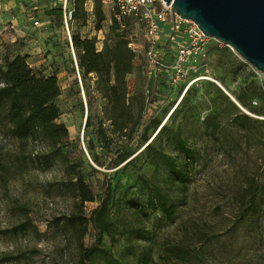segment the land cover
<instances>
[{"label":"rangeland","instance_id":"374dc122","mask_svg":"<svg viewBox=\"0 0 264 264\" xmlns=\"http://www.w3.org/2000/svg\"><path fill=\"white\" fill-rule=\"evenodd\" d=\"M7 2L10 9L5 7ZM32 2L17 7V0L2 1V20H13L15 14L20 23L32 11L45 30L36 47L30 41L7 44L0 35V66L20 54L35 72L56 69L57 123L65 126L68 136L54 151L49 142L30 143L22 150L9 136L0 135V264H76L79 240L64 227L65 220L73 214L89 219L107 194L114 200L122 198L110 212L112 234L98 240L89 225L81 243L85 247L98 243L120 263L264 264V73L231 47L210 38L208 67L201 73L208 70L225 91L205 81L181 98V92L165 84L156 93L161 99L148 107L140 68L143 33L126 21L118 32L131 38L139 52L135 71L126 78L127 97L134 112L141 110L143 121L132 136L119 139L101 113L103 100L94 91V76H78L74 69L64 39L61 0L46 9H36L38 4ZM102 11L101 30H96L92 1L76 11L72 23L73 34L95 39L98 51L111 34L113 18L103 4ZM168 50L174 51V46ZM150 83L154 89L160 87L157 81ZM161 125L164 129L157 133ZM176 135L193 152V160L187 161L178 151ZM157 153L186 166L187 181L172 182ZM9 157L13 162L22 160L21 167L14 164L7 172ZM70 165L94 198L82 208L69 185ZM143 180L162 190L174 209L171 219L158 208H149L147 218L125 208L126 202L143 207L149 202Z\"/></svg>","mask_w":264,"mask_h":264},{"label":"trees","instance_id":"16d2710c","mask_svg":"<svg viewBox=\"0 0 264 264\" xmlns=\"http://www.w3.org/2000/svg\"><path fill=\"white\" fill-rule=\"evenodd\" d=\"M74 13L82 10L87 1L94 4V17L96 30H101V23L105 21L101 0H73ZM119 26L112 18L110 28L111 37L108 35L100 51L96 48V40L82 38L78 34L72 35V44L77 53L80 72L84 76L93 75L94 91L103 100L101 113L106 121L110 122L112 132L119 139L129 138L135 131L140 120L141 110H132V104L127 97L126 78L135 71V53L128 47V40L123 33H119ZM0 135L9 136L18 148L25 150L30 143L49 142L52 149L57 151V145L68 136L64 125L57 123L59 109L55 100L60 94L56 76L44 75L35 72L28 64L27 57L16 54L7 58L0 66ZM89 121L87 120L86 124ZM155 128L159 123L154 122ZM5 129L3 131V129ZM164 129L162 127L159 132ZM178 151L187 161L194 159L193 152L186 147L183 140L175 136ZM149 145L146 146L149 149ZM157 160L168 170L171 181L185 183L189 177L188 168L177 165L172 158L162 153L156 154ZM4 166L8 172L10 168L21 167L22 160L16 158ZM72 172V173H71ZM69 185L82 208L86 202H93L91 191L84 183L82 176L76 172L73 165L68 166ZM74 181V182H73ZM150 194L146 206H139L135 202H126L125 208L137 217L147 218L149 208H158L167 219H171L174 209L168 206V200L158 187H153L143 180ZM122 199V198H121ZM121 199L114 200L106 195L100 199L99 206L95 208L90 218L81 214H73L65 220L64 227L72 235L78 236L76 264H125L114 259L106 250L94 244L85 247L81 239L86 235L89 225L98 234L99 239L104 234L111 235L113 223L110 212L118 206ZM130 203V204H128ZM2 259L0 258V263ZM147 264V260H143Z\"/></svg>","mask_w":264,"mask_h":264},{"label":"built area","instance_id":"2783aa9c","mask_svg":"<svg viewBox=\"0 0 264 264\" xmlns=\"http://www.w3.org/2000/svg\"><path fill=\"white\" fill-rule=\"evenodd\" d=\"M2 1L0 0V12ZM101 3L110 9L119 30L123 29L126 21L136 24L142 30L145 47L140 68L145 81L143 96L146 106L150 107L155 100L161 99V97L157 99L156 93L160 92L165 84L181 92L182 98L191 88L210 81L208 70L204 74L201 73L202 68L208 67L210 38L204 35L192 21L181 19L178 16L172 18L170 6H167L163 0H101ZM60 5L64 39L72 57L74 69L79 76L81 72L77 53L72 44L74 1L61 0ZM91 9L92 7L89 10L90 14ZM31 13L32 11L27 13V18L19 16L24 18L20 23L16 20L15 14L13 20L6 22L0 17V35L5 36L4 43L15 44L30 41L34 47L38 46L40 33L45 30V26L38 14L31 15ZM2 16H4L3 13ZM127 40L128 47L137 58V53H139L137 46L131 38ZM170 45L174 46L172 52L168 50ZM54 63L56 62H50V64ZM56 73V69H49L47 75H54L57 78ZM156 81L160 87L154 89L150 82ZM148 110L143 115L148 113ZM142 121L143 117L139 120L140 126ZM161 128L162 125L157 133Z\"/></svg>","mask_w":264,"mask_h":264},{"label":"water","instance_id":"95a60500","mask_svg":"<svg viewBox=\"0 0 264 264\" xmlns=\"http://www.w3.org/2000/svg\"><path fill=\"white\" fill-rule=\"evenodd\" d=\"M172 18L192 21L264 73V0H163Z\"/></svg>","mask_w":264,"mask_h":264},{"label":"crops","instance_id":"0c3cea01","mask_svg":"<svg viewBox=\"0 0 264 264\" xmlns=\"http://www.w3.org/2000/svg\"><path fill=\"white\" fill-rule=\"evenodd\" d=\"M23 1L25 2L26 0H17V2H18L17 3V5H18L17 7H19L20 6V3H22ZM54 1H58V0H33L32 3L33 4H36V3L38 4V5H36V9H38V8L46 9L47 8V5L54 7ZM10 3L11 2H7V5L9 6L8 9L11 8L10 7ZM4 40H5V36H2V41L4 42ZM44 75H47V73L44 74Z\"/></svg>","mask_w":264,"mask_h":264},{"label":"bare ground","instance_id":"6f19581e","mask_svg":"<svg viewBox=\"0 0 264 264\" xmlns=\"http://www.w3.org/2000/svg\"><path fill=\"white\" fill-rule=\"evenodd\" d=\"M10 4H11V3H10ZM5 7H7V9L9 8V6L7 5V3H6V5H5ZM232 50H233V49H232ZM207 80H209V79H207ZM210 81L215 82L218 86H220V87L225 91V89L223 88V86H222L219 82H216V81L212 80V78H210ZM229 96H230V98L234 101V103H236L238 106H240V104L238 103V101H237L232 95L229 94Z\"/></svg>","mask_w":264,"mask_h":264}]
</instances>
